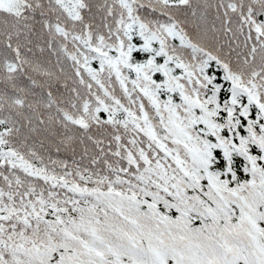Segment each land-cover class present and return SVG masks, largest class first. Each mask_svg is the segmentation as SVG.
Wrapping results in <instances>:
<instances>
[{"label":"snow or ice","instance_id":"6c2138e0","mask_svg":"<svg viewBox=\"0 0 264 264\" xmlns=\"http://www.w3.org/2000/svg\"><path fill=\"white\" fill-rule=\"evenodd\" d=\"M0 264H264V0H0Z\"/></svg>","mask_w":264,"mask_h":264}]
</instances>
